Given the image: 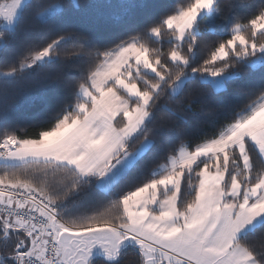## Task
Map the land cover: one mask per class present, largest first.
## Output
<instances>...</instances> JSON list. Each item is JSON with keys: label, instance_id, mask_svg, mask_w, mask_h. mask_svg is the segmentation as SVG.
Instances as JSON below:
<instances>
[{"label": "snow or ice", "instance_id": "obj_1", "mask_svg": "<svg viewBox=\"0 0 264 264\" xmlns=\"http://www.w3.org/2000/svg\"><path fill=\"white\" fill-rule=\"evenodd\" d=\"M129 251L264 264V0H0V264Z\"/></svg>", "mask_w": 264, "mask_h": 264}, {"label": "trees", "instance_id": "obj_2", "mask_svg": "<svg viewBox=\"0 0 264 264\" xmlns=\"http://www.w3.org/2000/svg\"><path fill=\"white\" fill-rule=\"evenodd\" d=\"M49 2H55V0H49ZM65 2H67V0H65ZM87 2H88V0H80V3L82 5L86 4ZM169 2L170 3H179V2H181V0H169ZM234 2H235V0H220L221 7H222V10H223L225 16L228 15V5H230ZM243 2L244 3H256V4H258L260 2V0H243ZM222 22L223 21H220L218 23H222ZM202 30H203V28H202ZM190 87H191V91L186 93L187 99H189V100L196 99L197 100L196 103H193V112L191 114H189L190 124L193 126L199 124L204 129V131L210 133L211 131H213L214 126L207 122L208 117L206 115V111L208 108V104H207V101L205 99L206 93L198 85L190 86ZM181 99L183 101L185 98H181ZM165 103H167V100L162 99L161 104H165ZM170 106L179 110L184 105L180 101H178L176 104L170 105ZM202 109L204 110L203 112L201 111ZM160 115H163V114H160ZM159 122L164 124V125H167V124L172 123L173 121H171L168 118H165V120L159 121ZM34 131H36V129H32V128L28 129L29 133H33ZM254 159H255V157H254ZM159 162H162V159ZM151 166H154V165H151ZM257 167L259 168L260 166L257 165ZM188 192H189V189L187 188V186H185L184 187V198L185 199L189 198ZM106 204H107V201H101V202H98L97 204H94V205L87 207V209H82V210H85L87 212V214H89V215H95L98 212H103L105 210ZM114 211L115 210H113V212ZM97 264H103V261L98 259ZM121 264H136V257L134 255V253L129 251V253L127 255L122 257Z\"/></svg>", "mask_w": 264, "mask_h": 264}]
</instances>
